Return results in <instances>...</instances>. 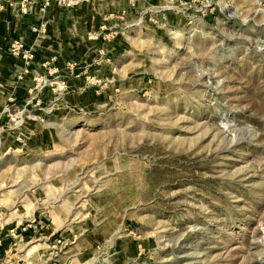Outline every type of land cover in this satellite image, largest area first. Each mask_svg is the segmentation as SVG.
Instances as JSON below:
<instances>
[{
	"label": "rangeland",
	"instance_id": "1",
	"mask_svg": "<svg viewBox=\"0 0 264 264\" xmlns=\"http://www.w3.org/2000/svg\"><path fill=\"white\" fill-rule=\"evenodd\" d=\"M133 1L96 92L4 110L0 238L31 223L25 197L59 227L2 240L0 264H68L82 240L91 264L118 240L125 264H264V0Z\"/></svg>",
	"mask_w": 264,
	"mask_h": 264
},
{
	"label": "crops",
	"instance_id": "2",
	"mask_svg": "<svg viewBox=\"0 0 264 264\" xmlns=\"http://www.w3.org/2000/svg\"><path fill=\"white\" fill-rule=\"evenodd\" d=\"M133 5V0H0V147L3 148L9 142H15V146L20 144L16 136L9 139L1 133L5 121L4 110L9 106L19 110L29 108L35 103L32 102L34 96L45 95L48 91L57 95L49 100L58 105L55 108L68 107L73 104L71 95L97 91L94 88L85 89L88 86V66L92 69L96 63L103 62L102 47L111 46L108 43L114 33L130 23ZM15 39L31 52L30 58H25L21 52H11V43ZM22 202L25 206L24 215L31 214L30 218H24L25 221L31 220V227L44 225L41 230L48 231L49 235L58 231L57 204L54 207L51 204V210L41 209L35 213V209L40 207L38 201L25 197ZM30 203L37 205L28 208L26 204ZM10 219L0 221V228L7 225ZM79 226L81 228V224ZM61 232L64 235L66 230ZM96 235L93 237L88 230L84 239H93L95 242L94 238L104 236ZM104 239L107 242L106 237ZM11 241L8 238L2 247ZM20 245L23 246L22 243ZM85 249L88 248L83 246V240L81 243L78 241L70 248L73 258L69 256V251L63 256L66 260L70 259L68 264H74L73 260L91 264L85 260ZM114 250L107 257L116 255L115 264H125L122 259L130 258L135 245L118 240ZM31 254L40 257L36 252ZM102 264L108 263L104 260Z\"/></svg>",
	"mask_w": 264,
	"mask_h": 264
},
{
	"label": "built area",
	"instance_id": "3",
	"mask_svg": "<svg viewBox=\"0 0 264 264\" xmlns=\"http://www.w3.org/2000/svg\"><path fill=\"white\" fill-rule=\"evenodd\" d=\"M11 52L14 54L21 52V54L25 58H30L32 56L31 52L28 49L23 48L22 43L17 39L13 40L11 43ZM30 227H31L30 222H24V221L18 222L15 225H12L7 228L3 238H0V242L2 240H6V239L8 240V238H11V240L17 238L22 239L23 237H26V234L29 232Z\"/></svg>",
	"mask_w": 264,
	"mask_h": 264
}]
</instances>
